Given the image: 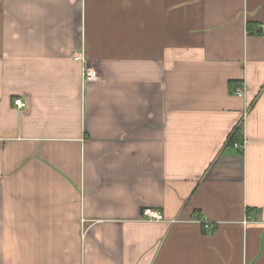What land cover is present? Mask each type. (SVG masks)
<instances>
[{
	"label": "crops",
	"instance_id": "crops-1",
	"mask_svg": "<svg viewBox=\"0 0 264 264\" xmlns=\"http://www.w3.org/2000/svg\"><path fill=\"white\" fill-rule=\"evenodd\" d=\"M0 264H264V0H0Z\"/></svg>",
	"mask_w": 264,
	"mask_h": 264
},
{
	"label": "built area",
	"instance_id": "built-area-1",
	"mask_svg": "<svg viewBox=\"0 0 264 264\" xmlns=\"http://www.w3.org/2000/svg\"><path fill=\"white\" fill-rule=\"evenodd\" d=\"M74 58L81 60V59H83V56L81 53H75ZM83 72H84V75L87 79L96 78V70L90 66L85 65L83 68ZM235 94L237 96L242 95L241 91H239V90L235 91ZM13 104L15 107H17L19 109L26 106V103L21 99H15L13 101ZM141 218L145 221H164V217H163L162 213L159 210L154 209L152 207H145L141 212ZM205 227L210 228L211 226L205 225Z\"/></svg>",
	"mask_w": 264,
	"mask_h": 264
},
{
	"label": "trees",
	"instance_id": "trees-1",
	"mask_svg": "<svg viewBox=\"0 0 264 264\" xmlns=\"http://www.w3.org/2000/svg\"><path fill=\"white\" fill-rule=\"evenodd\" d=\"M255 26H256L255 23H253V22H249V23L247 24V31L250 32V33L254 32V31L256 30V29H253V28H255ZM256 32H257V33L260 32L258 28H257V31H256ZM238 134H239V129L237 128L236 130H234L233 134H232V135L230 136V138H229L228 143H229L230 145L233 146L234 144H236L237 139H238Z\"/></svg>",
	"mask_w": 264,
	"mask_h": 264
}]
</instances>
